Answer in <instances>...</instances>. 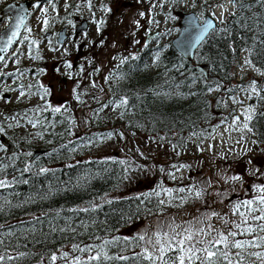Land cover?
Masks as SVG:
<instances>
[{"label":"trees","instance_id":"obj_1","mask_svg":"<svg viewBox=\"0 0 264 264\" xmlns=\"http://www.w3.org/2000/svg\"><path fill=\"white\" fill-rule=\"evenodd\" d=\"M247 4L250 7L239 9L226 25L221 29L218 27L209 35L198 48L192 62L185 60L170 42L159 44L139 53L134 51L124 55L138 54L139 58L120 68H117L119 58L112 59L103 77L115 73L111 79L113 83L109 85V80L102 85L97 72V87H92L89 76L94 70L100 71L105 67L107 52L101 60L92 52H87V58L81 57L77 63L78 76L72 82L70 99L61 112L53 113L49 109L39 113L37 119L43 123L38 124V130L43 139L27 141L17 133H6L14 142L16 152L8 154L4 151L0 155V179L12 180L15 177L18 182L11 188L0 189V194L7 196L13 204L22 206L0 214V224L5 226L4 232L14 233L2 237L4 243L0 245V254L15 256L23 251L29 255L18 260H6L5 264H39L42 257L44 264H49L47 256L52 251H69L72 243L101 244L104 240L114 241L105 248L109 256H127L128 259L101 261L100 264H149L139 254L144 247L151 250V245L136 239L128 240L127 244L122 243V229L148 224L147 236H151L157 230L170 231L167 227L169 223L187 226L186 222L195 223L197 218L213 210L226 214L229 220H238L237 216L231 214L232 205L256 196L248 187L247 175L243 174L241 189L237 193L239 198L235 196L227 199L229 193L225 182L216 174L220 166L218 164V168L214 169L210 165L218 162L212 161L205 154L185 155L184 150L188 148L190 138L208 136L222 124L216 122L200 128L209 115L219 111L223 102L236 92L234 84L236 69L241 64V52L249 49L253 59L264 68V59H260L264 58V3L253 1ZM140 12V9H136L131 16L135 17ZM120 21H123L121 16L118 19ZM110 26L113 31L114 25ZM134 46H137L136 40ZM157 53L159 61L155 60ZM196 64L209 66V81L196 68ZM120 73L127 75L119 79ZM217 85V92L210 93L209 87L216 88ZM156 92L161 94L156 95ZM77 94L79 100L73 99ZM120 96L129 97V106L119 108L113 121L110 115L102 116L114 107L109 101ZM261 97H264V92ZM259 103L252 125L257 133V143L251 150L264 162V99ZM106 104L108 106L104 107ZM110 131H117L121 137L120 142L106 140L104 143H94V136L104 137ZM146 142L156 148H146ZM118 145H121L119 157L101 156L118 149ZM135 145L145 147L147 155L137 154L133 147ZM127 147L128 150L122 151ZM37 149H45L46 152L32 161L33 155L28 156L26 153L33 154ZM121 160L125 163H119ZM178 161H185L188 174L195 176L198 187L208 188V181H211L212 187L202 199L175 202L169 207L159 205V196L152 193L158 190L157 186L162 182L160 170H167ZM25 167L31 170L22 172ZM42 167L50 171L37 174ZM80 177L87 179L81 180L77 186ZM24 180L28 183H23ZM49 190L53 194L47 199L41 200L37 195L48 193ZM217 192L222 195L217 196ZM30 196L35 201L25 203ZM108 200H112V203H107ZM214 202L219 205L218 210ZM93 203L100 205L95 211H69L91 209ZM34 215L41 216L43 223H27ZM22 220L26 223L21 224ZM49 221L58 229L70 226L75 231L51 233ZM211 223L225 230L220 220L213 218ZM33 226L35 233L25 231ZM199 226L196 224V227ZM117 237L120 239L116 240ZM82 255L86 257L89 254ZM246 259L261 264L255 257ZM56 264L64 262L57 260Z\"/></svg>","mask_w":264,"mask_h":264},{"label":"rangeland","instance_id":"obj_2","mask_svg":"<svg viewBox=\"0 0 264 264\" xmlns=\"http://www.w3.org/2000/svg\"><path fill=\"white\" fill-rule=\"evenodd\" d=\"M21 1V0H20ZM82 0H48L42 5L38 3L33 5V9L31 12V18L27 23V28L31 29V32L26 31V35L28 36V40L22 39L23 42H20L19 47L16 51L11 54L10 59L3 64V67L0 71V74L10 76L9 73H13L11 78L1 81L0 91L1 89H9L12 91L11 96H8V93H0V112H7V117L5 118L4 132L0 133V135L9 133V135L15 134L21 137H24L27 141L34 140L40 141L43 139V136L38 135L39 128L38 125L33 127L29 124L28 118L37 119L39 113H35L30 111L32 109L37 108V106H45L47 103L52 107H60L61 109L68 102V97L71 96V84L65 85V83L61 80V75L71 76L74 69V63H78L83 57V53L85 52V48L88 47V37L95 38L98 35L97 25L93 21L95 20L96 13L94 9H90L88 4L81 5ZM9 2H18V0H0V3H9ZM70 3H77L80 14H89L92 19V29L88 32V37L82 34L80 35L77 41H73V38L67 41L65 44L60 45L56 43V34L53 36H45L48 33L44 31L43 21L47 19L49 21V25L52 22H55L56 25L55 31L63 29L65 25H67L66 16L70 12ZM39 5L38 7L36 5ZM43 9H47V11H43ZM160 8H150L145 16L142 18L140 15L134 17L135 20L140 21V31L145 28L146 22H148L147 31L154 32L161 30V37L157 40L150 39L152 42V47H155L159 44L165 45L178 36L179 34V18L176 17V12L171 11V9L167 10V13L170 11V14L167 19L163 18L161 22H155L154 17L158 18V11ZM233 11V7H231ZM93 13L95 15H93ZM217 14L223 15L224 18L227 17L226 12H222V10H217ZM97 17V16H96ZM133 17H130L127 20L128 29L134 30L136 29L132 24ZM6 24V20H3L2 26ZM225 22H220V29L224 26ZM72 29V28H71ZM32 39L38 41V46L33 45L31 47V55L33 57L38 56L39 58L33 59L29 58V44ZM141 41L140 45L143 46V41ZM51 41V43H49ZM85 44V45H84ZM135 47L130 51L134 52ZM20 51V52H19ZM15 53V54H14ZM241 65L236 69V80L235 86L237 87L236 92L234 93V97L237 100L243 101V103L250 101L248 99V91L243 89H248L249 85L252 81L257 82V87L260 89H264V68L259 66L256 60L253 59L246 51L240 55ZM245 59H249L252 61V65H245ZM260 59H264L263 57ZM19 61L17 63L16 61ZM66 62L72 64V68L69 69L66 67ZM154 64V63H153ZM36 69L32 71V69ZM59 69V71H57ZM259 69V71H257ZM59 75V76H58ZM54 79V80H53ZM60 80V81H58ZM21 82H24L20 88H14L15 85H19ZM29 85L33 87L29 88ZM43 85L48 89V95L45 99H41L40 95L43 94V88L40 86ZM61 87V88H60ZM215 90L210 91V93L215 94L218 88H213ZM25 92V96L21 97L20 92ZM264 90L260 92V96H262ZM231 96L227 101L223 102L224 105L220 108L219 111L211 113L209 115L208 120L203 122L200 128H204L208 125L214 124L216 122H221L225 117H229V120L216 128L213 133L209 136H196L192 137L188 141V148L184 150L185 155H194V154H205L212 161H217L218 163L213 162L210 165L214 167V169L218 168V164L220 168L217 170L216 174L218 178L225 182L226 190L228 191L227 199L231 197L239 198L237 193L241 189L242 179L238 181H232L228 179L232 176L239 175L241 178L243 174H246L248 177V182L250 187V191L256 193L257 185H264V162L260 159L254 150H251L253 141H257V134L253 130L252 132H241V135L236 136V130L228 129V125L232 122L233 116H240L241 121L243 122L244 117L241 115V112L244 109V106L241 104H237L233 102ZM255 95H253L252 99H257ZM255 109V113L257 111V107H253ZM119 108L112 107L110 110L103 113L102 116L110 115L113 121L117 114ZM255 115V114H254ZM15 118V119H13ZM210 120V122H209ZM209 122V123H208ZM9 125H12L9 127ZM228 129V130H226ZM112 133V137L107 139L103 135L94 136V143H104V141L109 140L112 142H120V135L117 131H110ZM243 137V139H241ZM239 141V143H236ZM149 146L151 149H155V146H151L146 142V148ZM136 153L139 155H147L148 150L144 147L133 146ZM128 150V147L122 149V151ZM4 152V150H0V155ZM121 152V145H118V149L110 150L107 153H103L101 156L105 158H116L119 157ZM174 166L170 167L167 170H160L162 176V182H160L157 186L158 192H160L159 199L165 200V205L167 207L173 205L175 202L180 203V197L185 193L188 196L187 192L181 193L178 191L180 188H188L190 186H195L196 188H200L196 185L195 176H189L188 171L185 167V161H178L173 164ZM184 167H181V166ZM174 174V175H173ZM163 189H172L173 197L169 202V197L167 193L163 191ZM153 188L150 189L152 191ZM156 191V192H157ZM153 192V191H152ZM189 199H196L195 197H191ZM187 199L186 201H188ZM215 207H219L216 203ZM211 207V206H210ZM218 210V209H216ZM259 223V222H257ZM149 225H143L141 227L130 226L121 230L122 243H128V240L135 239V237L148 233ZM127 238V239H125ZM249 238V237H241V239ZM119 244H121L119 242ZM258 251H264V249L257 248ZM143 251H141L142 253ZM137 253V252H135Z\"/></svg>","mask_w":264,"mask_h":264},{"label":"snow or ice","instance_id":"obj_3","mask_svg":"<svg viewBox=\"0 0 264 264\" xmlns=\"http://www.w3.org/2000/svg\"><path fill=\"white\" fill-rule=\"evenodd\" d=\"M138 2H142V0H138ZM151 8H155L157 5L154 0H149ZM259 2L264 3V0H259ZM206 3V0H205ZM88 7L91 9L92 7V0H87ZM226 4L232 5L234 8L242 9L244 7H250V5L246 4L244 0H240V3L237 4L236 0H220V2L215 5V7L221 8L224 12L227 11ZM39 6L38 4L36 5ZM15 5L10 6L14 8ZM209 8L213 7L212 5H208ZM150 8V11H151ZM102 10L106 13L111 12V9L104 5L102 6ZM43 11H47V9H43ZM23 10L21 9L20 12L17 13L15 17H8V22L6 25L7 30L0 34V52H5L7 49L16 41V38L20 35L19 29L21 26H24V15L21 14ZM93 15H95L93 13ZM140 17H144L145 13L141 11L139 13ZM233 16L236 15V12L232 13ZM212 16L215 17V13H212ZM203 13H201L200 17L193 16L189 20V26L195 27L198 32L195 38V43L199 44L205 36L209 33L210 30L215 31V25L213 19H202ZM220 19L221 23H223L222 17ZM15 20V23H13ZM94 23L97 25V32H100L103 26L107 23L105 19L94 20ZM71 23V21H69ZM122 24L123 21H120ZM44 24V31H47L49 26V21L45 19L43 21ZM132 24L136 29L141 27L139 20H133ZM26 28V31L31 32L30 28ZM135 32H133V35ZM24 40H28L29 37L25 36ZM23 42V41H21ZM51 43V41H49ZM139 43V41H136ZM100 46L104 45V40L101 39L99 41ZM33 45L38 46V41L32 39L29 44V58L37 59L38 56L33 57L31 55V47ZM113 47H116L115 42L113 43ZM147 47V44L144 45ZM15 54V53H14ZM117 57H112V59H116ZM138 54H130L129 56H121L119 58V64L117 68H120L122 65L129 61L137 60ZM160 56L159 53L155 55V60L159 61ZM4 57L0 56V61H3ZM19 63V61H16ZM245 65H252V61L249 59H245ZM66 67L71 69L72 64L66 62ZM59 71V69H57ZM99 72V69H96ZM259 71V69H257ZM81 72H83V67L81 68ZM264 75V73H261ZM9 75H14L13 73H9ZM116 75L115 73H110L109 76L105 77V83L113 78ZM126 73H120L118 78L124 79ZM33 87L29 85V88ZM43 88V94L40 95V98L43 100L48 95V89L45 88L43 85L40 86ZM92 87H97L96 83L92 84ZM219 85H217V88ZM11 90V89H10ZM104 91L103 88L100 89ZM209 91H213L211 86L208 89ZM248 91V99H252L253 95L264 99V97L260 96V92L264 89H260L257 87V82L254 80L249 85L248 89H243ZM75 92V90H74ZM156 95H160L161 93L156 92ZM164 95H168L164 93ZM178 95H181L178 93ZM194 95V94H193ZM20 96H25V92L22 90L20 92ZM76 99L79 100V94L76 95ZM233 102L237 104H242L243 101L237 100L234 96L232 97ZM109 104H112L115 108H127L129 106V97L127 96H120L114 100H110ZM108 105H104L107 107ZM51 109L53 113H60V107H52L47 103L45 106H37V108L32 109L35 113H41L43 111H47ZM67 110V109H65ZM255 114V109L249 105L248 107L244 108L241 112V115L244 117L243 122H241L240 116H233L232 122L228 125V129L236 130L240 132H252L253 127L250 126ZM123 115V112L121 113ZM264 115V114H262ZM15 119V118H13ZM227 121V117L221 121V123H225ZM33 127H36L38 124H42L43 121L40 119L28 118L27 121ZM12 125H9L11 127ZM226 129V130H228ZM5 130L3 127H0V133H3ZM38 135H41L38 133ZM123 134L121 133V136ZM196 135V133H193ZM112 137V133H109L106 137L110 139ZM243 139V137H241ZM239 143V141H237ZM253 143H257V141H253ZM63 147L67 148V145ZM175 147V146H174ZM0 150L7 151L5 145L0 143ZM74 150V149H73ZM28 156H32L31 152L26 153ZM87 163V162H85ZM119 163L124 164L125 161L121 160ZM68 167H73L72 165H68ZM181 167H184L183 165ZM30 167H25L22 172L30 171ZM50 169L48 168H40L37 174H45L48 173ZM174 175V174H173ZM87 177H80L77 180V186L80 185L81 180H86ZM228 179L232 181H238L242 178L237 176L229 177ZM17 179L14 177L12 180H8L6 178L0 179V189H7L11 188L15 183H17ZM23 183H28L27 180H24ZM212 187L211 181H208V188H196L194 185L188 188H180L178 189L179 192L184 193L187 192L188 196L180 197L181 203L185 202L187 199L191 197H195L196 199H202L205 193ZM165 193H167L169 197V202L176 197L172 195V189H163ZM257 195L252 199H246L241 202H237L232 205L231 214L233 216H237L238 220H229L226 218V214L222 215L218 211H211L210 213H204L201 217L197 218L196 222L193 223L192 221L186 222L187 226H181L179 224H174V222L168 224V229L170 231L165 230H157L151 234V236H147V233L139 235L135 237L137 241H146L148 245H151V250L148 247H144L143 252L139 254L144 260L149 261V264H254V261H250L246 259V257H255L256 260H259L261 264H264V251H249V249H264V235L258 233H264V185H257L256 186ZM53 193L49 190L48 193L37 195L41 200L47 199ZM210 194V193H209ZM152 195L159 196L160 192H154ZM217 196L222 195L220 192L216 193ZM34 197H29L25 203L34 202ZM107 203H112V200H108ZM159 205H164L166 203L165 200H159ZM21 204H13L11 200L8 199L7 196H3L0 194V214L4 213L7 210L12 208L21 207ZM179 207L180 205H174ZM100 207L93 203L91 209L90 208H81V209H69V211H95L96 208ZM44 215H47L46 213ZM58 216L59 213H56ZM216 218L220 220L225 225V230H220L219 228L215 227L211 220ZM40 224L43 223L41 216L34 215L27 223L29 224ZM259 222V223H256ZM26 223L25 221H21V224ZM50 228L49 231L51 233H55L56 231L65 232V231H75L74 228L70 226L67 228H57L55 225L51 224L49 221ZM196 224H199V227H196ZM206 225V227L204 226ZM4 225L0 224V245L4 243L3 236L7 235H14L13 232H4ZM26 232L35 233V227L25 229ZM147 237V239H146ZM237 237H250L239 239ZM120 238L117 237L116 240ZM127 239V238H125ZM114 243L112 240H104L101 244H81V243H72L70 245L69 251H63L61 249H57L56 251H52L48 256L49 264H56L57 260H61L64 264H100L101 261H110V260H127V256H109L107 251L105 250L106 246L109 244ZM26 247V245H25ZM235 250V251H233ZM79 253L80 255H77ZM88 253L86 257L82 254ZM172 254V255H170ZM29 253L27 252H18L15 256L11 254H0V264H5V261H13L18 260L23 257L28 256ZM39 264H44V257L41 258Z\"/></svg>","mask_w":264,"mask_h":264},{"label":"flooded vegetation","instance_id":"obj_4","mask_svg":"<svg viewBox=\"0 0 264 264\" xmlns=\"http://www.w3.org/2000/svg\"><path fill=\"white\" fill-rule=\"evenodd\" d=\"M154 2L157 5L155 8L161 9L160 11H158L159 17L158 18H156V16L154 17V21L156 23L157 22L159 23L163 21V18L167 19L166 17H168V15L170 14V11L167 13L168 9H171V11H175L176 12L175 15L176 17H178L179 16L178 13L181 12L180 8L182 7L183 8H188V7L201 8L203 7V3H205V0H154ZM84 4H87V0L81 1V5H84ZM104 5H107L111 9V12H108V13L104 12L102 10V6ZM70 7H71L70 12L66 16L67 25L63 27V29L67 28L66 35L68 36L64 44L67 41L71 40L72 38L74 42L77 41L80 35L82 34L88 37L87 34L92 29V19L90 18L89 14H84V15L80 14L79 13L80 9L77 3H70ZM149 8H151L149 0H142V2H138V0H92L91 9H94L96 16H97V17L95 16V20L105 19L107 23L103 26L101 31L98 32V35L95 38L88 37V42H87L88 47L85 48L83 57L87 58V55H88L87 52L88 53L92 52V54H95L99 58V60H101L103 59L104 54L107 52L106 54L107 63L105 67L100 69L99 71L100 83L102 85H104L105 83L103 74L111 66L112 57L114 55H116L115 57H117L116 59H118L121 56L129 54V52L134 47L135 40L139 41V43H137V47H135V52L139 53L144 49H149L150 47H152L151 45L152 42H150V39L154 38L153 40H157L161 37V30L154 31L153 33L147 31L146 28L148 26V22L145 23L146 26L141 31H140V28L134 29V30L128 29L126 19L130 17L131 14L134 13L136 9H140V11H143L146 14ZM177 8H179V10H176ZM121 12H123V14H121ZM138 15L139 13L135 14V17ZM119 16L122 17V20H123L122 24L118 22ZM71 17L72 19H70ZM133 19H134V16L132 20ZM84 20L88 22L87 30L80 34H76L77 27L81 25ZM69 21H71V23H69ZM54 23L55 22H52L51 25L48 26L49 31L47 34L48 36H53L54 34H56L55 41L56 43H58L59 34L62 29L55 31L56 25ZM110 25H114L113 31ZM133 32H135L134 35H133ZM144 38L145 40L143 41V46H138L140 45L141 41ZM101 39L104 40L103 46H100L99 44V41ZM20 42L21 40L16 45L15 50H17V48L19 47ZM114 42L116 44V47H113ZM145 44H147V47H144ZM12 53H10L9 57L11 56ZM73 69L74 71L71 76H67V75L60 76L61 80L65 83V85H68L69 83L72 85L73 80L77 78L78 76L77 63H74ZM96 75H97V71L94 70L93 73L89 76L91 80V86L94 82L95 83L97 82ZM4 78H6V76ZM7 78L9 79L10 77H7ZM1 81L4 82V79H2ZM1 81H0V84H1ZM112 83L113 81L111 80L108 82L109 85H111ZM22 85H24V82L21 83V86ZM8 96H11V94H8ZM75 97L76 96H74L73 99H76ZM67 99H70V97H68ZM4 116L5 117L0 116V125L2 127H4L5 125L4 122L7 116L6 112H4Z\"/></svg>","mask_w":264,"mask_h":264},{"label":"water","instance_id":"obj_5","mask_svg":"<svg viewBox=\"0 0 264 264\" xmlns=\"http://www.w3.org/2000/svg\"><path fill=\"white\" fill-rule=\"evenodd\" d=\"M45 1L46 0H22L19 2H10L3 8L2 15L4 17H9V16L15 17L17 13L20 12V10L22 9L23 12L21 14L24 15L25 19H24V26H21L19 29L20 35L16 38V41L7 49V51L0 52V56H3L5 59L8 51L13 47V45L16 44V42L22 35V32L24 31L25 26L27 25L29 21L30 13L33 8V4L38 3L39 5H42ZM12 5H15V7L10 9V6ZM178 15L180 17V21L178 23L179 34L177 37H175L171 41V45L185 60L192 62L194 61L196 57V52L198 48L203 44L205 40L208 39L209 35L213 31L210 30L209 33L205 36V38L199 44H197L195 43V38L197 36L198 30L195 27L189 26V20L193 16L198 17L197 14L195 12H190V13L179 12ZM206 19H213V18L211 16H207ZM213 22H214L215 28L217 29L218 25L214 19H213ZM13 23H15V20H13ZM87 25H88V22L84 20L82 24L77 27L76 34H80L86 31L88 28ZM6 30L7 28L5 27L4 29L0 31V34H3ZM66 32H67V28H64L60 31L59 38H58L59 44H64V42L66 41L68 37L66 35ZM46 36H48V34H46ZM3 61H0V66ZM196 68L202 71L206 77V80L209 81V71H210L209 66L207 64H197ZM0 142L5 145L8 154H13L16 151L14 142L10 140L6 135L2 134L0 136ZM45 152H46L45 149H37L33 153L31 160L34 161L37 157L44 154Z\"/></svg>","mask_w":264,"mask_h":264},{"label":"built area","instance_id":"obj_6","mask_svg":"<svg viewBox=\"0 0 264 264\" xmlns=\"http://www.w3.org/2000/svg\"><path fill=\"white\" fill-rule=\"evenodd\" d=\"M207 1H209V0H206V2ZM244 1H246V0H244ZM248 1H253V0H248ZM240 3V0H237V4H239ZM5 3H0V10L2 9V6L4 5ZM204 4V3H203ZM195 9H199V8H196V7H194ZM198 13H199V17H200V15H201V13H203V17H202V19H204V17H205V12L204 11H202V10H200V11H198ZM5 25H1L0 24V30L4 27Z\"/></svg>","mask_w":264,"mask_h":264},{"label":"bare ground","instance_id":"obj_7","mask_svg":"<svg viewBox=\"0 0 264 264\" xmlns=\"http://www.w3.org/2000/svg\"><path fill=\"white\" fill-rule=\"evenodd\" d=\"M15 49H16V46L14 47V49L12 50V52L16 51ZM12 52H11V53H12ZM9 55H10V53L8 54V56H9Z\"/></svg>","mask_w":264,"mask_h":264}]
</instances>
